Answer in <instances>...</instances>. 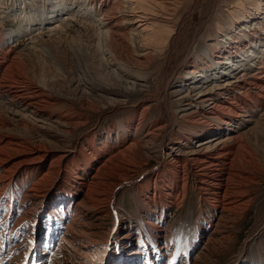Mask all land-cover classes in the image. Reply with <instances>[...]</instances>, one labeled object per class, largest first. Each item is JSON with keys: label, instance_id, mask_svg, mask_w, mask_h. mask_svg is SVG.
I'll return each instance as SVG.
<instances>
[{"label": "bare ground", "instance_id": "obj_1", "mask_svg": "<svg viewBox=\"0 0 264 264\" xmlns=\"http://www.w3.org/2000/svg\"><path fill=\"white\" fill-rule=\"evenodd\" d=\"M184 1L84 0L79 5L78 11L98 18L97 52L116 86L126 91L145 87L146 63L165 43L163 34H150L153 25L136 28L131 13L142 10L147 17L139 18L145 22L169 24ZM66 5L48 8L36 25L44 28ZM263 13L264 0H257L253 10L228 25V31L239 25V33L215 39L204 55H197L198 67L180 81L186 90L176 100L181 114L169 111L164 126L135 129L130 119L104 136L88 133L87 143L72 147L70 139L83 126L85 112L110 90L84 79L76 104L42 83L25 82L19 70L8 85L0 83V264H212L202 258L211 259L232 238L229 225L247 213L264 173L258 162L264 151L244 143L246 129L257 119L264 122V20L251 25ZM29 25L23 20L9 39L32 32ZM161 95L167 97V90ZM3 113L19 116V125ZM203 114L216 125L203 121ZM177 123L185 138L170 143ZM149 158L161 162L144 186L143 176L134 173ZM189 167L202 203L192 238L187 226L175 236L168 226L171 211L188 197ZM126 186L135 192L137 215L118 203ZM262 229L244 241L234 264H264ZM58 253L61 261L55 260Z\"/></svg>", "mask_w": 264, "mask_h": 264}, {"label": "rangeland", "instance_id": "obj_2", "mask_svg": "<svg viewBox=\"0 0 264 264\" xmlns=\"http://www.w3.org/2000/svg\"><path fill=\"white\" fill-rule=\"evenodd\" d=\"M83 1L55 0L53 5L49 0H0L1 84L5 82L4 84L8 85L7 82H12L8 80H13L10 79L13 76V71L18 72L19 70L21 74L25 75V82L29 79L28 82L42 83L53 94L65 96L76 104H78L79 94L84 89L82 83L85 80H92L94 83L110 90V92L103 95L102 93L98 94L102 96L101 100H94L96 101V108L91 112H85L83 126L70 139L69 145L72 147L84 144V142L87 143L88 141L83 138L86 134L104 136L122 121L135 119V129L137 127L141 128L145 124L158 127L169 122V111L180 115L181 110H178L176 100L186 92L185 89L183 90L179 86L180 81L182 78L187 77L189 70L198 67L199 59L197 55H204L207 44L212 41L215 42V39L221 42L230 35H228L229 32L234 35L239 33L241 29L239 25H236L233 31H228V25L235 21L238 14L242 15L244 12L253 10L257 0H185L184 5L182 4L169 24L163 20L159 21L160 19L155 21L156 25L148 21L145 22L144 18H139L147 17L142 10L131 13L136 28L138 27L142 31L151 24L154 28L150 27V34L157 31L158 35L163 34L165 39V43L154 50L155 55L146 63L144 69L145 87H139L133 91H126V89L116 86L115 81L110 76L111 74L108 73L109 70L106 68L104 60L97 52L99 26H97L96 19L98 18L93 13L78 11L79 5L82 6ZM59 4H67L65 6L67 10L56 19L48 21L44 28L36 25L39 15H42L48 8L51 9L52 6L59 10ZM111 12L114 13V10ZM263 17L264 13L259 16L258 21H253L251 25L263 21ZM23 20L33 25L29 26L34 30L24 33L22 37L9 39V36L18 30ZM247 59L242 58L243 61H247ZM20 72H18V75ZM3 76H6V78L4 79ZM212 84L213 82H209L207 85ZM7 87L5 88L13 91L10 87ZM165 89L168 95L163 98L161 94ZM86 91L93 93L88 89ZM146 108H148L147 114L145 112L144 114L141 113ZM5 115L8 116L9 123L19 125V116H14L13 113H3V116ZM201 119L203 121L208 120L209 125H216L217 123L214 119L208 118L207 114L201 115ZM210 121L212 122L210 123ZM263 123L260 122V119H257L255 125L246 129L244 133L246 148H250L255 152L264 151ZM166 131H169L168 128H166ZM173 131L168 141H183L185 137L183 138L181 135L184 130L179 127V123ZM162 140V136H160L156 145L159 146ZM170 143L175 142L170 141ZM160 162V158L158 160L149 158L146 165L142 166L139 171H135V178L143 176L141 184L147 185ZM258 162L264 167V157H259ZM190 169L189 167L188 197L182 206L171 211L168 226L174 236L184 226H187L188 237L192 238L197 232L195 218L201 211L202 203L199 192L196 190L195 178L191 175ZM118 198H120L118 203L120 202L126 211L137 215L138 207L135 192L130 186H126ZM252 198L254 201H252L247 213L242 214L240 219L231 221L229 230L232 232V238L227 241L226 246L217 250L218 253H213L211 259L204 255L202 258L204 261L212 264H234L244 241L250 235L263 230L264 173L260 175L256 190L252 192ZM210 210L208 209L207 222L210 221L212 215ZM204 222H206L205 219ZM105 228L106 230L113 228V224L109 219L105 222ZM170 239L173 240V236H170ZM259 244L260 246L264 245V235H261ZM210 247L215 252L216 249L211 245ZM209 251L212 253L211 249ZM57 255L55 260L61 261L62 253ZM247 262H249L248 259H246Z\"/></svg>", "mask_w": 264, "mask_h": 264}]
</instances>
